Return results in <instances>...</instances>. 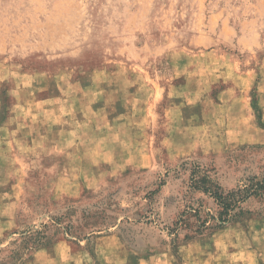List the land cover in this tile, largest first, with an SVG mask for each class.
I'll return each instance as SVG.
<instances>
[{
	"label": "rangeland",
	"instance_id": "374dc122",
	"mask_svg": "<svg viewBox=\"0 0 264 264\" xmlns=\"http://www.w3.org/2000/svg\"><path fill=\"white\" fill-rule=\"evenodd\" d=\"M259 86L264 0H0V264H264V199L167 229L264 178Z\"/></svg>",
	"mask_w": 264,
	"mask_h": 264
},
{
	"label": "trees",
	"instance_id": "16d2710c",
	"mask_svg": "<svg viewBox=\"0 0 264 264\" xmlns=\"http://www.w3.org/2000/svg\"><path fill=\"white\" fill-rule=\"evenodd\" d=\"M191 187L209 196L215 208L206 210L200 203H190L182 209L170 227H167L173 240L185 231L183 239L190 240L213 233L227 223L240 221L251 211L245 210L243 203L251 198L264 199V178L245 177L240 185L224 189L211 175L209 169L195 164L190 172ZM50 243L46 233L41 230L28 231L23 236L22 247L26 250L45 247ZM19 250V249H18ZM18 250L15 253H18Z\"/></svg>",
	"mask_w": 264,
	"mask_h": 264
},
{
	"label": "crops",
	"instance_id": "0c3cea01",
	"mask_svg": "<svg viewBox=\"0 0 264 264\" xmlns=\"http://www.w3.org/2000/svg\"><path fill=\"white\" fill-rule=\"evenodd\" d=\"M263 88H264V86H262V87L259 86V88H258V90H257L258 93H259V92H264V89H263ZM263 105H264V95H263Z\"/></svg>",
	"mask_w": 264,
	"mask_h": 264
}]
</instances>
